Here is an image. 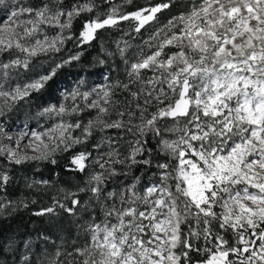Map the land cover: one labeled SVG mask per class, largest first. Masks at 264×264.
Segmentation results:
<instances>
[{"label": "snow or ice", "instance_id": "snow-or-ice-1", "mask_svg": "<svg viewBox=\"0 0 264 264\" xmlns=\"http://www.w3.org/2000/svg\"><path fill=\"white\" fill-rule=\"evenodd\" d=\"M105 2L110 8L103 17L96 14L83 22L78 46L122 21L133 22V31L140 33L172 7V0H166L123 12L113 0ZM0 7L5 13L0 17V55H9L0 61L3 116L44 89L59 69L80 60L76 53L23 86L5 88L13 73L30 70L34 58L61 52L73 39L75 21L97 5L95 0L68 6L64 0H41L38 6L27 0H0ZM48 29L55 34L50 36ZM144 45L147 51L141 48L129 63V42H117L129 82L105 83L90 91L78 85L62 93L58 104L40 113L56 120L46 130H22L14 138L0 126V156L8 164H55L57 152L87 144L94 132L116 129L133 135L124 154L111 138L101 137L91 145L96 156L81 150L70 157V171L85 173L95 166L78 192L89 193L103 210V219L93 218L87 226V243L66 254L73 257L71 264H191V252L207 254L198 264H264V0H191L185 11L155 28ZM116 87L128 91L132 100L128 110L117 111L118 119H106L116 107ZM85 110L96 115L83 126L65 119ZM164 120L172 121L164 128L170 138L162 133L159 122ZM77 129L80 134L73 135ZM149 134L167 158L154 165ZM22 147L35 154L28 155ZM136 165L154 166L157 180L139 191L138 176L119 191L108 188L112 177L127 175ZM10 179L7 171H0V191ZM78 192L65 194L71 207L54 198L55 206L35 214H54L59 207L74 215L81 204ZM214 224L230 232L234 242L215 231ZM60 256L57 251L51 264H63ZM23 264H31L27 253Z\"/></svg>", "mask_w": 264, "mask_h": 264}, {"label": "trees", "instance_id": "trees-1", "mask_svg": "<svg viewBox=\"0 0 264 264\" xmlns=\"http://www.w3.org/2000/svg\"><path fill=\"white\" fill-rule=\"evenodd\" d=\"M119 0H113V3H117ZM159 3L166 2V0H157ZM141 3V1H138ZM74 0H64V4L71 5ZM97 5L94 12H101L109 10L110 5L105 0H95ZM133 3L132 6H134ZM138 5V4H136ZM135 5V6H136ZM134 6V7H135ZM138 7V6H137ZM177 8L176 0H172V7L168 10L173 11ZM132 10V9H131ZM131 12V11H130ZM93 13V12H92ZM92 14H84L77 19L73 25V39L68 40L64 46V50L61 53L49 56L50 59L57 57L68 58L71 55L80 53V60L73 61L70 64L65 65L59 69L56 77L40 92L32 93L29 99H26L24 103L28 102V105L37 106L42 100V104H46L44 99L48 96L49 101L56 95L57 85L67 75L81 71L86 72L84 69L92 66L94 59L100 56L99 47L101 41H110L111 32L110 30H98L96 38L89 44H85L82 47L78 46L76 36L79 35V31L83 25V22L88 19ZM123 25V24H122ZM124 26V25H123ZM46 58L41 56L32 60L33 64H42ZM38 102V103H37ZM94 143L90 142L86 146V151L91 152V145ZM147 147L152 149L151 157L153 165L156 162H163L164 156L159 153L157 138L151 137L149 134V143ZM80 149H71L67 152H57L54 155L56 163L53 164L50 161H29L21 165L8 164L4 160L2 166H5L11 179L3 191H0V264H23V258L21 252L25 246L34 249V253L28 254L31 257V264H36L40 261L38 258L41 254L39 246L44 242L47 245V256L50 257L52 254L53 246L62 242L64 247L67 248L72 240L74 230L69 227L72 225V221L76 219L82 212V208L85 201L83 193L78 192V186H84L86 182V171L85 173H79L70 171V157L78 152ZM119 169L120 165H116ZM155 167H147L144 165H136L133 170L127 175H119L112 177L108 181V188L114 189L116 186L127 185L131 178L140 177L144 180L146 177L151 176ZM28 178V181H24ZM31 179V180H30ZM40 179L47 181V184L41 183L40 185H31L32 181ZM78 192L81 204L77 206L76 213L70 215L64 211V209L56 207L54 214L36 215L35 213L49 207L55 206V199L61 200L67 206L71 207V200L64 199L66 193ZM8 201L7 204L2 202ZM27 204V207H24ZM90 215L86 217V220H91L93 214L90 211ZM53 228H61L65 230V237L60 240L59 237L53 233ZM215 231L221 232L224 238L229 240V243L234 242V237L230 232L224 233L216 226ZM52 241L53 243L49 242ZM201 246V245H200ZM198 254L191 252V264H197Z\"/></svg>", "mask_w": 264, "mask_h": 264}, {"label": "rangeland", "instance_id": "rangeland-1", "mask_svg": "<svg viewBox=\"0 0 264 264\" xmlns=\"http://www.w3.org/2000/svg\"><path fill=\"white\" fill-rule=\"evenodd\" d=\"M138 1H141L139 3ZM28 3L38 6L41 3V0H27ZM76 2V0H74ZM82 2V0H81ZM177 2V8L173 11H169L168 9L163 10L162 12L157 14L158 22L153 21L145 25L144 29H141L140 33H135L132 28L131 21H122L117 28H105L107 30L112 31L110 36V41H101L100 47H99V53L100 56L93 60L92 66L90 68L84 69L86 72L81 71H75L69 75H67L65 78H63L60 83L57 85L56 89V95L53 99L48 100V96L44 99L46 104H42L41 102H37V106L28 105L24 103L23 105H20L21 103L25 101L19 102L14 108H12L10 111H7L5 115L0 116V126L3 127V130L7 132L8 134L12 135L14 138L16 137L17 133H19L22 130H27L29 132L37 131L41 132L46 130L47 128L51 127L54 123H56V120L53 118H50L46 115H40L43 108L49 106L50 104H58L62 99V93L66 91H70L74 88H76L78 85L80 86L82 91H90L93 88H100L105 83L107 84H115L117 81H120L121 83H128V76L126 71V65L124 61L120 58L119 53L116 48L117 42L121 41H128L130 47L127 50L126 53V59H129V63H131L135 59V54L141 49L144 48L145 51H147L146 46L144 45V41L148 39V37L151 35L152 31L155 30V28H159L167 23L169 19H171L173 16H176L180 14L181 12L185 11L187 6L191 3V0H176ZM133 3L134 6H132ZM159 1L157 0H130V2H127V0H119L116 4L117 6L121 7V11L123 12H133L136 11L139 8H143L146 6H152L155 4H158ZM65 6H68L67 4H64ZM138 6V7H137ZM132 9V10H131ZM108 12L104 11L103 13L97 11L93 13H87L92 14L91 16L94 17L96 14H100L101 17H103L104 14ZM5 15L3 8L0 7V17H3ZM124 26H123V25ZM104 30V29H101ZM48 34L54 35L55 30L54 29H48ZM127 33V34H126ZM67 43V41H66ZM65 43V45H66ZM64 48L61 52H63ZM59 52V53H61ZM113 53V55L109 56L107 53ZM58 54V53H57ZM42 58H46L42 64H33L30 65V70L27 72H20V73H13L11 78L8 80V82L5 84V88L8 87H14L17 84L23 86L24 83L29 82L35 78H38L39 75L47 73L54 65L55 63L60 62L62 59H67L65 57H57L55 59H50L49 56H41ZM9 58V55L7 53L0 55V61L6 62ZM99 59H103L106 61L105 64L99 65L97 61ZM146 71V70H145ZM148 75H151V73H147ZM83 80V84H80V81ZM132 90L136 89V85L132 84L130 85ZM36 93V92H33ZM29 99V98H26ZM113 100L116 102V107L111 110L110 117H106V119H118L117 111L120 110H128V104L129 101L132 100L131 96L129 95V92L124 90L122 87H116L113 90ZM167 103V101L165 102ZM83 107V105H81ZM131 110H135L134 103L131 106ZM153 108H149V111H153ZM95 110H85L83 113L74 115L71 117H65L67 120H71L75 122L76 120H79L83 124L87 123L89 119L95 118ZM125 120H127V115L124 117ZM162 126V133L170 138V134L164 132V128L170 127L172 125L171 120H164L159 122ZM80 130L77 129L73 135H79ZM101 137H109L111 138L115 146L119 148L120 152L122 154L126 153L129 149L128 141L134 139L133 135L131 133H127L121 130L116 129H110L105 130L104 132H94L93 136L89 139L87 144H81L73 147L72 149H80L85 150L86 146L89 145L90 142L96 143L101 140ZM122 137V138H121ZM27 140V137L25 138V141ZM3 143H11L7 140H3ZM15 147V145H12ZM107 147V145H105ZM22 151L26 152L28 155H34L35 153H32L28 151L27 149H24L22 147ZM103 151V149H101ZM91 152L93 156H96V150L92 147ZM167 158L164 156L163 160H166ZM7 162L4 157L0 156V171H7L5 166H2V161ZM2 163V164H1ZM8 163V162H7ZM174 163V161H173ZM95 166L90 165L88 169H86V180L87 175L90 174V172L93 170ZM157 169L153 170L152 173L156 172ZM23 180L26 182L27 179ZM31 180V179H30ZM133 178H131L130 182H132ZM157 180V177L152 175L149 177H146L144 180H141L137 184V190L139 191L142 189L145 185H147L149 182H154ZM38 181H42L40 179H35L32 181L33 185H40L41 183H35ZM129 182V183H130ZM128 183V184H129ZM44 185V184H43ZM85 185V183H84ZM82 186H78L75 189H79ZM122 186H116L114 189L119 191ZM85 197V203L82 208L81 214L72 221L71 227H69L71 230H74L72 240L70 241L69 247L65 248L64 244L62 242H58L55 246H53L52 254H50V257L47 256V245L43 242L41 246H39L41 254L38 258L40 261L36 262V264H51V261L55 258V253L59 251L61 253L60 259L63 261V264H71V261L73 259L72 256L66 255L67 253H70L74 248L82 247L84 246L87 241L90 239V234L86 231L88 224L92 221L94 218L96 222H99L103 219V210L101 207L96 204L94 201H91L89 199L90 194L89 193H83ZM1 201V200H0ZM3 204H7L8 201L2 202ZM92 212L93 218L91 220H86V217L89 216ZM217 225H213V228L216 229ZM53 233L55 236L59 237L60 240L64 239L65 230L61 228H53ZM53 243L52 241H49ZM202 241L200 242V245L202 246ZM35 248L31 249L29 246H25L21 252V256L23 258L24 254H30L34 253ZM207 254L204 252H200L198 254V260L203 261L206 259ZM198 264V263H197Z\"/></svg>", "mask_w": 264, "mask_h": 264}]
</instances>
